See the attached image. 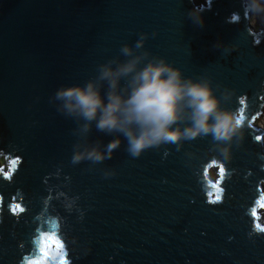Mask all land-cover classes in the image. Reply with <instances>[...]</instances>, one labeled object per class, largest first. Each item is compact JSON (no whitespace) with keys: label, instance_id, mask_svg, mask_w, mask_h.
<instances>
[{"label":"water","instance_id":"1","mask_svg":"<svg viewBox=\"0 0 264 264\" xmlns=\"http://www.w3.org/2000/svg\"><path fill=\"white\" fill-rule=\"evenodd\" d=\"M206 2L199 27L188 17L193 0H0V155L9 164L0 178L14 173L11 183L0 179V264L40 255L35 244L56 249L46 264H264V234L249 237L246 214L264 197V143L253 140L264 135L259 126L252 123L243 143L233 146L232 161L224 162L223 202L209 204L202 165L211 135L140 157L125 151L121 136L111 159L73 165L76 123L48 102L60 85L94 78L99 64L145 32L144 47L185 77H209L213 88L221 86L218 97L224 87L235 89L222 107L235 110L237 97L245 96L252 121L263 102L264 34L250 29L241 0ZM233 13L239 21L230 19ZM217 42L237 50L225 56ZM89 139L107 144L113 137L93 125ZM109 168L116 174L105 178ZM208 177L219 178L218 166ZM13 196L27 209L16 217L8 211ZM263 212L258 209L262 224ZM39 232H56L67 249Z\"/></svg>","mask_w":264,"mask_h":264},{"label":"clouds","instance_id":"2","mask_svg":"<svg viewBox=\"0 0 264 264\" xmlns=\"http://www.w3.org/2000/svg\"><path fill=\"white\" fill-rule=\"evenodd\" d=\"M241 7L251 29H256L257 22L264 25V0H241ZM203 11V5L193 3L188 17L194 25L203 27ZM230 19L239 21L240 17L233 13ZM151 35L155 37L156 32ZM148 37V33H139L134 45L124 43L118 56L99 64L94 78L82 85H60L49 97V104H54L58 113L76 123L72 132L77 140L72 146L70 162L78 165L88 161L95 165L111 159L121 146V136L127 142L125 151L132 157H140L148 149H159L166 144L182 146L185 141L211 135L212 144L208 149L210 158L202 165L205 181L202 191L207 203H222L224 189L221 185L228 173L224 162L232 161L233 146L239 147L244 141L245 129L252 128V121L245 115V96L237 97L240 107L235 110L222 107V101H230L235 89L224 87L218 97L215 92L221 86L217 84L213 88L209 77H185L181 69L168 63L166 58L147 50L144 45ZM214 47L222 49L225 56L237 50L236 45H224L221 42H217ZM261 91L264 92V81H261ZM261 100L264 101V95H261ZM261 107L264 108V103ZM256 114L259 115V111ZM255 119L256 116H252V120ZM93 125L98 132L113 139L107 144L100 140L91 141L89 137ZM253 140L262 142V137L255 135ZM185 155L192 158L194 153L187 152ZM16 157L21 163V158ZM214 166H218L219 170V178L215 182L208 177L209 168ZM260 168L264 171V163ZM115 174L111 168L103 171L105 178ZM13 176L14 173H4L0 179L11 183ZM2 200L3 197H0ZM12 201L11 205L8 204L12 216L27 211L24 205L15 203V196ZM42 203L47 206L49 197L43 198ZM65 207L70 209L71 202H66ZM258 209H264V197L259 200L255 198L247 209L246 214L252 220L249 237L264 234V224L259 222ZM59 223L61 225L60 219ZM37 232L38 228L32 238V246L37 239ZM39 237L43 241L56 237L60 246H66L64 238L60 239L56 232H39ZM71 239L75 242L74 237ZM35 247L40 255L30 258L29 253L22 254L17 264H46V258L56 250L49 246L45 251L41 244H35Z\"/></svg>","mask_w":264,"mask_h":264},{"label":"rangeland","instance_id":"3","mask_svg":"<svg viewBox=\"0 0 264 264\" xmlns=\"http://www.w3.org/2000/svg\"><path fill=\"white\" fill-rule=\"evenodd\" d=\"M194 1L196 3H198V2H203L204 0H194ZM261 29L264 31V25H261V24H259V22H257L256 29L255 30L258 31V30H261ZM261 95H264V92ZM260 100H261V98H260ZM263 103H264V101H263ZM259 111H260V114L256 117L255 122L253 124H255L256 126H259L260 128H262L264 130V108H262L261 106H259ZM3 163L4 162H1L0 161V165H2ZM5 171H9V166H6L5 167ZM211 173H212L213 176H216L217 169L216 168H212L211 169Z\"/></svg>","mask_w":264,"mask_h":264},{"label":"bare ground","instance_id":"4","mask_svg":"<svg viewBox=\"0 0 264 264\" xmlns=\"http://www.w3.org/2000/svg\"><path fill=\"white\" fill-rule=\"evenodd\" d=\"M193 3H195L196 5H203L204 7H207L208 5H207V2H206V0H204L203 2H198V3H196L194 0H193ZM249 27H250V29H251V26L249 25ZM252 31H253V33H254V31H255V29H252ZM259 31H262L263 33H264V31L261 29V30H258L257 32H259ZM255 34V33H254ZM260 98H261V95H260ZM263 103V102H262ZM256 112H258V111H256ZM260 112V111H259ZM262 129V128H261ZM264 136V135H263ZM262 136V137H263ZM264 143V142H263ZM263 146H264V144H263ZM4 164V163H3ZM3 164L2 165H0V167H3V168H5L6 166H9V164L8 163H6L5 164V166H3ZM5 172V171H4ZM8 172V171H7Z\"/></svg>","mask_w":264,"mask_h":264},{"label":"trees","instance_id":"5","mask_svg":"<svg viewBox=\"0 0 264 264\" xmlns=\"http://www.w3.org/2000/svg\"><path fill=\"white\" fill-rule=\"evenodd\" d=\"M0 161L1 162H4V155H0ZM0 169H2L3 171H5V168H3V167H0Z\"/></svg>","mask_w":264,"mask_h":264},{"label":"flooded vegetation","instance_id":"6","mask_svg":"<svg viewBox=\"0 0 264 264\" xmlns=\"http://www.w3.org/2000/svg\"><path fill=\"white\" fill-rule=\"evenodd\" d=\"M254 33L257 34V35H259L260 31L257 32V31L255 30ZM263 34H264V33H263ZM259 114H260V112H259ZM253 116H256V117H257L258 115L256 114V115H253ZM254 122H255V120H252V123H254Z\"/></svg>","mask_w":264,"mask_h":264},{"label":"snow or ice","instance_id":"7","mask_svg":"<svg viewBox=\"0 0 264 264\" xmlns=\"http://www.w3.org/2000/svg\"><path fill=\"white\" fill-rule=\"evenodd\" d=\"M246 103V102H245ZM262 142H264V137H262Z\"/></svg>","mask_w":264,"mask_h":264}]
</instances>
